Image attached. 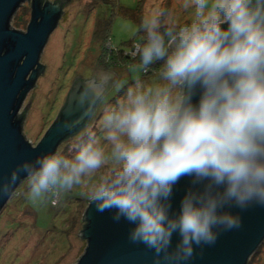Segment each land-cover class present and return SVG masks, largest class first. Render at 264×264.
<instances>
[{"label": "clouds", "instance_id": "clouds-1", "mask_svg": "<svg viewBox=\"0 0 264 264\" xmlns=\"http://www.w3.org/2000/svg\"><path fill=\"white\" fill-rule=\"evenodd\" d=\"M182 7L190 22L165 7L142 18L131 84L97 71L79 86L80 114L64 127L81 128L99 109L103 142L83 127L70 156L23 162L0 196L24 183L40 204L85 186L96 211L130 225L128 239L152 250L156 264L187 262L219 231L239 227L231 209L264 207V0H182ZM157 63L155 79H142ZM113 88L122 93L109 103Z\"/></svg>", "mask_w": 264, "mask_h": 264}, {"label": "rangeland", "instance_id": "rangeland-1", "mask_svg": "<svg viewBox=\"0 0 264 264\" xmlns=\"http://www.w3.org/2000/svg\"><path fill=\"white\" fill-rule=\"evenodd\" d=\"M136 2L119 0L120 5L128 9L135 7ZM157 7L169 9L180 23L190 22L192 18L190 11L183 9L182 0H145L143 17ZM62 12L64 15L40 55L43 74L39 75L34 88L26 95L20 111L33 96L24 113L22 127L24 137L33 146L55 120L76 77L88 79L94 69L105 70L114 73L116 79L127 87L135 75L131 65L138 63L139 59L132 56L134 45L127 44L139 42L135 23L116 17L110 28V38L101 53L93 40V32L96 19L106 16L107 9L99 6L92 8L90 0H69ZM29 20L30 3L26 2L15 12L10 28L25 32ZM116 48L124 52L121 57L116 55L118 66H105L110 63L109 51ZM129 61L132 64L127 63ZM149 70L141 73L145 81L156 77L148 75ZM121 93L122 89L113 88L108 102H114ZM101 115L98 109L90 122L98 139L103 142ZM78 135L70 141L73 142ZM26 192L25 184L21 183L0 213V264H75L83 254L86 242L77 236L82 230L80 219L84 207H77L74 199L84 196L81 205L85 206L89 200L86 187H76L58 197L51 196L40 204L31 202ZM260 247L261 251L252 264H264V244Z\"/></svg>", "mask_w": 264, "mask_h": 264}, {"label": "water", "instance_id": "water-1", "mask_svg": "<svg viewBox=\"0 0 264 264\" xmlns=\"http://www.w3.org/2000/svg\"><path fill=\"white\" fill-rule=\"evenodd\" d=\"M65 1L69 0L57 3L0 0V184L6 182L11 172L23 162L56 152L62 142L80 133L90 121H84L81 128L72 131L64 127L66 121L75 119L81 111L75 97L80 92L79 86L87 79L79 77L72 82L58 115L35 146L24 137L23 120L18 118L26 95L44 71L39 62L40 55L57 26ZM26 2L30 3V20L25 32L10 28L15 12ZM97 71L105 70L94 69L92 74ZM32 97L23 108L24 113ZM20 184L16 185V190ZM187 186V178L176 186L174 208H178ZM13 195L0 196V213ZM231 211L239 215V227L219 231L215 243L195 248L191 259L182 264L249 263L264 242V207L252 205L243 211L235 208ZM82 219L85 225L77 236L86 242V247L75 264H156L152 250L143 244L132 243L128 239L130 225L123 220L114 221L111 212L96 211L89 200ZM177 238L173 237V245ZM161 264L165 262L161 261Z\"/></svg>", "mask_w": 264, "mask_h": 264}, {"label": "trees", "instance_id": "trees-1", "mask_svg": "<svg viewBox=\"0 0 264 264\" xmlns=\"http://www.w3.org/2000/svg\"><path fill=\"white\" fill-rule=\"evenodd\" d=\"M60 1H62V0H58V2H60ZM144 1L145 0H137L136 6L133 7V8L128 9V8H124L123 6H121L120 3H119V0H90L92 8H94V6H99V7L107 9V15L106 16H104V17H100L99 16L96 19V22H95L96 26H95L94 32H93V40L95 42H97V44L99 46V50H100L101 53L105 49L104 45H105L106 41L108 40V38H110V35H109L110 34V28H111V25H112V23H113V21H114V19L116 17H122L125 20H129V21L135 23L137 28H138V26H139V24H140V22H141V20L143 18V3H144ZM16 25L18 26L19 24L17 23ZM136 35L139 38V36L141 34L137 32ZM130 43H132L134 45V47H135L136 44L134 42H128L127 44H130ZM123 53H124L123 51H121V50H119L117 48L114 49V50L113 49L110 50L109 54H108V60H109L110 63L108 65H105V66H107V67H109V66L110 67H117L118 66V64H117V62H118L117 59L118 58H116V55L119 54L118 56L121 57ZM127 63L132 64V63H130V61L127 62ZM159 68H160V64L159 63L150 66V68H149L150 70L148 72L149 73L148 75H155L156 76L157 72L159 71ZM18 118L24 120V113L19 115ZM90 121H89V123L87 124L86 127H89V126L92 127L93 126ZM75 136H73V137H75ZM73 137H71V138H73ZM71 138H69V139L65 140L64 142H62L58 146L56 151H62L65 155L71 153V151H70V145L72 143L70 141ZM70 155L71 154H69V156ZM83 197L84 196L78 197V198H75V199L72 198V199H74L75 204H77V207H84V211H85V209H86V207H87V205L89 203V200H87L85 206L81 205L84 202V198ZM80 220H81L80 222H83L82 217H81ZM82 224H83V226H82V229H83L85 223L83 222ZM79 239L81 241H84L80 237H79ZM263 244H264V242H263ZM260 251H261V247L251 257V259H250L248 264H252V262L255 261V257L260 253Z\"/></svg>", "mask_w": 264, "mask_h": 264}, {"label": "flooded vegetation", "instance_id": "flooded-vegetation-1", "mask_svg": "<svg viewBox=\"0 0 264 264\" xmlns=\"http://www.w3.org/2000/svg\"><path fill=\"white\" fill-rule=\"evenodd\" d=\"M43 1L45 2V1H47V0H43ZM57 2H58V0H54V1L51 2V3H57ZM66 3H67V1H65V3L63 4V6H62V11H63V8H64V6H65ZM63 15H64V14H63V12H62V14H61V18H62ZM61 18H60V19H61ZM60 19H59V20H60ZM42 73H43V72H42ZM42 73H41V74H42ZM41 74H40V75H41ZM80 79H83V78H80ZM74 81H75V80H74ZM20 111H21V110H20ZM22 113H24V110H23L21 113L19 112V115H21ZM23 121H24V120H23ZM22 127H23V125H22Z\"/></svg>", "mask_w": 264, "mask_h": 264}, {"label": "built area", "instance_id": "built-area-1", "mask_svg": "<svg viewBox=\"0 0 264 264\" xmlns=\"http://www.w3.org/2000/svg\"><path fill=\"white\" fill-rule=\"evenodd\" d=\"M135 48V47H134Z\"/></svg>", "mask_w": 264, "mask_h": 264}]
</instances>
